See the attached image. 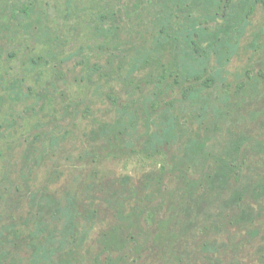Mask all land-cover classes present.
<instances>
[{"label":"rangeland","instance_id":"374dc122","mask_svg":"<svg viewBox=\"0 0 264 264\" xmlns=\"http://www.w3.org/2000/svg\"><path fill=\"white\" fill-rule=\"evenodd\" d=\"M0 264H264V0H0Z\"/></svg>","mask_w":264,"mask_h":264}]
</instances>
